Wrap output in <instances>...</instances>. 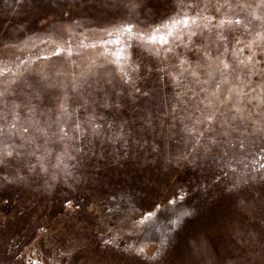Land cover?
<instances>
[{"label": "rangeland", "instance_id": "374dc122", "mask_svg": "<svg viewBox=\"0 0 264 264\" xmlns=\"http://www.w3.org/2000/svg\"><path fill=\"white\" fill-rule=\"evenodd\" d=\"M182 3L0 0V124L19 105L14 146L38 136L36 122L51 125L36 155L0 163V264H264V133L255 131L264 105L253 99L264 93V41L256 35L264 16L252 18L264 12L261 0H228L230 8L221 7L225 0ZM176 12L197 23L158 34L167 44L141 42L138 33ZM224 17L244 27L221 28ZM129 24L131 34L116 31ZM222 60L230 65L227 83ZM88 77L91 87L83 84ZM230 89L232 99L222 103ZM237 92L246 93L244 120H232ZM217 108L212 131L208 121L196 123ZM226 118L231 127L221 126ZM77 121L82 141L71 139ZM213 137L227 142L210 146ZM63 153L67 167H55ZM183 211L191 215L177 226ZM140 247L160 254L134 256Z\"/></svg>", "mask_w": 264, "mask_h": 264}, {"label": "snow or ice", "instance_id": "6c2138e0", "mask_svg": "<svg viewBox=\"0 0 264 264\" xmlns=\"http://www.w3.org/2000/svg\"><path fill=\"white\" fill-rule=\"evenodd\" d=\"M166 2H167V0H166ZM145 6H150V4L145 5ZM177 7L181 8V9L184 7L182 0H178ZM221 7L230 8L231 5L228 3V0H225V3L222 4ZM259 8L264 10V0H261ZM171 10L175 11L174 8ZM262 16H264V12H261L260 15H257L256 13H252L253 19H261ZM204 19H209V18L205 17ZM190 20H191L192 24L197 23L196 19H192L191 17L188 16L187 13L176 12V15L167 17V23H164L159 27L153 28L150 33H144V32L138 33V38L141 40L142 43H146V44H155L157 42H159L160 44H167L168 39L166 38V36L165 35H158V34H160L162 32H166L167 37H171L173 35L174 30L177 28V26H183V28H188ZM218 26L221 28L226 27V26L244 27L241 19H228L226 17L220 19ZM133 27H134L133 25L129 24L127 26H121L120 28L116 29V31L120 35H123L124 33L131 34ZM108 34L112 35L111 32H109ZM188 35H189V39H191V37L196 35V33L194 31H189ZM256 35L258 37H260L262 41H264V32H257ZM177 38L182 39V37H177ZM221 39H224V37L221 36ZM119 42H120L119 39H117L116 43L119 44ZM237 42L239 43L240 41H237ZM254 45H256L255 40L250 41L247 46L249 48H251ZM168 51H171V49L169 48ZM55 54L59 55V53H55ZM205 55H209V54L205 53ZM117 59L120 60V59H123V57L118 56ZM249 62L253 64V68L250 69V73L254 75L255 74V70H254L255 56L249 57ZM182 63H183V61H182ZM221 65H222V68L218 69V71L220 72L221 77H225L223 82L227 83L228 80H227L225 74L229 71L230 65L225 60L221 61ZM122 74H123L126 82H131V76H129L128 73L123 72ZM192 75L196 76V73L193 72ZM208 75L211 76L212 74L208 73ZM89 80H90V77L85 78L83 81V84L88 85V87H91L92 85L89 83ZM198 82H199V80H198ZM77 87H79V85ZM96 87H97V90H100L103 88V85L101 84V82L99 80L96 81ZM220 87H221V84L219 82H217L216 83V93H213V95L219 94ZM201 91H204V90L201 89ZM233 91L234 90L230 89L228 97H226L221 102L222 103H228L232 99ZM0 95H3V93H0ZM145 95H146V93H145ZM244 95H246V93H242V92L236 93L237 103L232 108V111L234 113L232 120H237V119L238 120H244V116L242 115V109L239 107L240 104L245 103V101L243 100ZM253 99L256 100L259 105H264V93H262L259 97H254ZM251 102L252 101H248V103H251ZM201 103H203V101H201ZM211 104H212V102L209 101L208 104L205 106L208 107V106H211ZM14 108L16 109L15 111H7L6 112V114L2 118L5 121V123L0 124V136H3L5 138L3 141L5 147L2 151H0V163L10 162L14 158H23L25 155H29V156L36 155V153L39 151V148H40L39 140H44L45 143L48 142L49 129H50L51 125L41 126L39 122H36V131L38 133V136H34L31 139H23L22 143H20L18 146H14L13 143L10 141H12L13 138H15L17 136V133L15 131L16 127H17L16 122L19 120V116H20V113L18 111L19 105L14 106ZM61 108H62V111L66 115H68L69 119H71V113L68 112L67 107L62 105ZM218 112H219V108H217L216 111L208 113L206 115L202 112L201 115L204 118L203 119L197 118L196 123L197 124H203L205 121H208L209 122V129L208 130L212 131L211 125L214 121H216V115ZM92 119L94 120L95 116H93ZM73 123H74V127H73V135H72L71 139L73 141H76L77 139H80L82 141L84 138H86V130H82L81 124L78 121L73 122ZM231 123L232 122L226 118L225 121L221 124V126L223 127L225 124H227L229 127H231ZM23 130L25 132H27L28 128L25 127ZM233 130H236V129L233 128ZM91 131H92V134L94 136L97 135L99 133V125L92 127ZM255 131L259 132V133H264V125H262L260 128H257ZM60 134H61L60 135L61 140L68 138V132L65 130L64 126L60 127ZM229 134L230 133L228 131L221 133V135L224 136L225 138ZM201 135H203V133H201ZM226 142H227L226 140L221 141V140H218L216 137H213L210 141V146L215 147V146H219L221 143H226ZM33 144H35V147H33L31 151H18L17 150V147L19 149L26 150V149H28L29 145H33ZM83 147H84V145L81 142V144L78 148H74V151H82ZM66 155H67V153H63V154L58 155L56 157L55 167H61L62 165L64 167H67V165L64 163V159H65ZM43 156L45 159H48L51 157V153L45 152V153H43ZM71 158L72 157H70V156L68 157V159H71ZM179 199L183 200L184 196L183 195L180 196ZM169 203L175 204L176 201L170 200ZM157 208H159V205H157ZM109 211H111V209H109ZM153 215L154 214L151 212L144 214V216L141 217V219L138 221V223L139 224L145 223V221L150 219ZM188 215H191V213L189 211L181 212L180 216H178L177 219L175 221H173V223L178 226L179 222H180V218L183 216H188ZM41 231H43V229H41ZM72 243L73 242L70 239L69 245H68L69 249H71ZM104 243H105V245H111V240H105ZM164 244H165V241L162 240L161 241V250L163 249ZM131 251H132V254L134 256L141 257L143 259L151 260V261H155L157 259L158 255L160 254L159 252H157L154 255L148 256L143 247H140L137 249H132ZM65 254L70 255L71 252L66 251V252L61 253V255H65Z\"/></svg>", "mask_w": 264, "mask_h": 264}]
</instances>
